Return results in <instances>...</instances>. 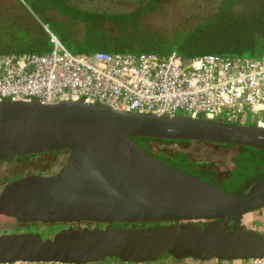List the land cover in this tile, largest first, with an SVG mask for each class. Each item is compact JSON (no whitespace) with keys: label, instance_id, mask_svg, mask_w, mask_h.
Returning a JSON list of instances; mask_svg holds the SVG:
<instances>
[{"label":"water","instance_id":"1","mask_svg":"<svg viewBox=\"0 0 264 264\" xmlns=\"http://www.w3.org/2000/svg\"><path fill=\"white\" fill-rule=\"evenodd\" d=\"M132 137L264 151V127L253 124L132 113L80 101H0V162L43 151L67 153L57 173L3 186L0 214L63 227L46 238L0 234V264L264 255V235L243 224L245 214L264 207V177L234 194L157 160Z\"/></svg>","mask_w":264,"mask_h":264},{"label":"built area","instance_id":"2","mask_svg":"<svg viewBox=\"0 0 264 264\" xmlns=\"http://www.w3.org/2000/svg\"><path fill=\"white\" fill-rule=\"evenodd\" d=\"M46 30L52 43L48 52L0 53V101H80L132 113L264 127V54L72 52ZM213 260L214 264H264V255Z\"/></svg>","mask_w":264,"mask_h":264},{"label":"trees","instance_id":"3","mask_svg":"<svg viewBox=\"0 0 264 264\" xmlns=\"http://www.w3.org/2000/svg\"><path fill=\"white\" fill-rule=\"evenodd\" d=\"M23 1L25 4L22 3ZM137 1L138 4L130 11L111 12L105 9L81 8L71 0H15V8L11 4L7 8L0 9V53L48 52L52 48V43L47 28L72 52H154L160 55L175 52L182 57L202 54L245 57L264 54V0H221L209 15L189 29H184L183 24L187 21L184 19L178 27L181 31L178 33L180 37L174 41L167 36L171 34L161 31L162 28L155 29L142 24V17L155 12L165 0ZM240 1H245L247 4L251 1L254 3L244 9L234 10L232 6ZM27 2L34 8L41 7L51 12V18L58 23L54 31L47 23L41 25L37 20L35 21L31 14L24 10ZM37 23L42 26L46 34L44 41L38 39ZM77 24L79 28L73 29V25ZM18 29L23 33L22 36L27 38L26 41L16 38ZM262 118L264 119V114ZM132 139L167 165L181 170L191 169L194 166L183 151L168 153L161 150L153 153L147 149L148 142L151 141L160 144H183L189 141L147 137H132ZM239 148L241 151L233 158L235 170L231 171L233 175L237 174L233 177L237 180L233 183L228 181L217 183L234 194L242 193L246 188L244 184L249 185L264 177V151L246 146ZM246 177L250 178L249 182L244 181ZM167 257L175 261L185 259H176L169 254H163L154 261L164 260ZM88 264H124V262L117 257H110Z\"/></svg>","mask_w":264,"mask_h":264},{"label":"rangeland","instance_id":"4","mask_svg":"<svg viewBox=\"0 0 264 264\" xmlns=\"http://www.w3.org/2000/svg\"><path fill=\"white\" fill-rule=\"evenodd\" d=\"M27 1V0H26ZM221 0H165L159 9L155 12L146 14L142 17V24L146 27H151L155 29L162 28L161 31L171 34L167 35L172 41L178 39L180 35H178V30L180 24L184 19H187L184 22V29H189L195 23L201 21L207 15H209L215 8L218 6ZM72 3L76 4L81 8H90V9H105L111 12L117 11H130L137 4V0H71ZM22 3L25 4L23 1ZM254 1H251L247 4L245 1H240L235 3L232 7L233 9H244L245 7H249L253 4ZM11 4L14 5L15 8V0H0V9L7 8ZM28 5V6H27ZM26 9L31 14V17L41 25L46 24L49 26L52 31L58 26L57 20L51 18V12L46 9L34 8L30 3H26ZM33 9V10H32ZM59 18L61 16L58 15ZM37 23L36 29L38 30L37 36L38 39L45 40L46 34L42 30V26ZM46 26V25H45ZM47 27V26H46ZM79 24L73 25V29H78ZM181 32V31H180ZM23 33L18 29L16 32V38L27 40L25 36H22ZM165 55V54H164ZM151 148L155 149H163L167 152L171 151H183L186 156L190 159L196 161L195 164L198 166L207 165L212 166L216 169L220 174L224 173V171L230 167L231 162L230 158L235 155L240 148L239 147H227L221 146L218 144H181V143H168V144H160L158 142H151L149 144ZM11 167V171L14 169V163L9 161L4 163L1 168L6 169ZM197 168V167H196ZM8 170V169H7ZM221 177V176H219ZM243 224L246 228L257 231L261 234H264V207L252 211L248 214H245L243 217ZM261 226V227H260ZM63 227L62 224H42L35 226H28L25 228V232H35L39 233L42 237H50L56 232L58 229ZM259 227V228H258ZM18 229L15 228L13 222H10L7 219H3L0 217V234L2 233H18ZM48 264H59V263H48ZM63 264V263H61ZM124 264H134L132 262H128ZM146 264H214V260H196L185 258L183 261H175L171 257H167L164 260L152 261L151 263Z\"/></svg>","mask_w":264,"mask_h":264},{"label":"flooded vegetation","instance_id":"5","mask_svg":"<svg viewBox=\"0 0 264 264\" xmlns=\"http://www.w3.org/2000/svg\"><path fill=\"white\" fill-rule=\"evenodd\" d=\"M151 142H153V141H151ZM151 142H148L147 149H149L153 153L155 151L163 150L161 148L160 149L151 148L149 145V144H151ZM194 143L203 144L200 142H194ZM204 143L216 145V143H208V142H204ZM183 144H192V143L189 142V143H183ZM218 145L223 146L222 144H218ZM227 147H238V146L227 145ZM240 151H241V149L235 155H233L230 158L231 165L222 174L217 172L216 169L212 166L201 165V164L198 166V164H195L196 161L193 159H190L189 157H187L188 160H190L191 164H193L194 166H192L191 169L187 168V170L185 169L183 171L197 175V176H199L205 180H208L210 182H213V183H223L224 181H226V182L228 181L229 183H233L234 181L237 180L236 178H233V177L237 176V174L233 175L231 173L232 170H235V166H236L233 158ZM173 152H178V151H171L168 153H173ZM150 155H152V154H150ZM152 156L154 157V155H152ZM66 158H67V153L64 150H52V151H43V152H38V153H32V154L23 155V156H19L16 158L1 161L0 167H2L4 165V163L11 161L14 163V169L11 171V167L6 168V169H2V170L0 168V193L3 189V186L6 183L10 182L11 180L18 179V178L25 177V176H29V175H36V176L45 177V176H51V175L57 173L61 169ZM219 176H221V177H219ZM249 180H250V178H247V177L244 178V181H246V182H249ZM249 185H250V183H249ZM249 185L244 184L243 186L248 187ZM0 217H2L3 219H7L10 222H13L15 225V228L18 229L17 230L18 232H25L26 231L25 228H27L28 226L32 227L35 225H39V222L23 223L16 218H12L10 216H6L3 214H0ZM206 222L207 221H198V223H200V224H202V223L204 224ZM50 225H53V224H50ZM87 225L92 226V227H95V226L99 227V226H103L104 224L103 223H88Z\"/></svg>","mask_w":264,"mask_h":264},{"label":"crops","instance_id":"6","mask_svg":"<svg viewBox=\"0 0 264 264\" xmlns=\"http://www.w3.org/2000/svg\"><path fill=\"white\" fill-rule=\"evenodd\" d=\"M200 143H203V144H205L204 142H200ZM261 227V226H260ZM259 228V227H258ZM254 230V229H253ZM262 235H264V234H262Z\"/></svg>","mask_w":264,"mask_h":264},{"label":"bare ground","instance_id":"7","mask_svg":"<svg viewBox=\"0 0 264 264\" xmlns=\"http://www.w3.org/2000/svg\"><path fill=\"white\" fill-rule=\"evenodd\" d=\"M248 214V213H247Z\"/></svg>","mask_w":264,"mask_h":264}]
</instances>
